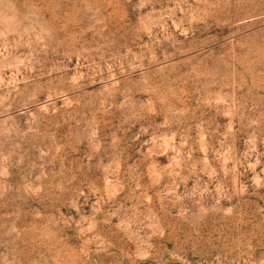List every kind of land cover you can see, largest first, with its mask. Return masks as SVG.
<instances>
[{
	"label": "rangeland",
	"instance_id": "374dc122",
	"mask_svg": "<svg viewBox=\"0 0 264 264\" xmlns=\"http://www.w3.org/2000/svg\"><path fill=\"white\" fill-rule=\"evenodd\" d=\"M0 264H264V0H0Z\"/></svg>",
	"mask_w": 264,
	"mask_h": 264
}]
</instances>
